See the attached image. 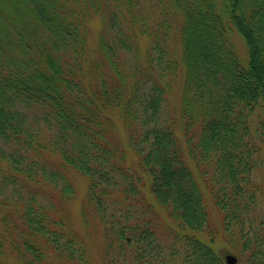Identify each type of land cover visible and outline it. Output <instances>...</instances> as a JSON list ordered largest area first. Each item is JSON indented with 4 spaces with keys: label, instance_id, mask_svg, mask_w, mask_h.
<instances>
[{
    "label": "trees",
    "instance_id": "trees-1",
    "mask_svg": "<svg viewBox=\"0 0 264 264\" xmlns=\"http://www.w3.org/2000/svg\"><path fill=\"white\" fill-rule=\"evenodd\" d=\"M93 18L101 26L95 47ZM235 31L246 42V62ZM176 37L180 58L170 49ZM181 66L174 117L165 109ZM33 109L53 122L49 146L28 120ZM263 148L264 0H0V185L17 188L18 180L32 189L39 179L70 199L68 172L85 176L118 260L129 264L125 256L134 253L138 264H227L228 249L197 235L212 234L209 195L237 259L264 264L255 179ZM45 149L60 154V168L40 163ZM17 191L15 200L26 199L14 231L27 237L9 242L23 245L24 264H44L49 249L88 264L84 243L53 217L57 207Z\"/></svg>",
    "mask_w": 264,
    "mask_h": 264
},
{
    "label": "rangeland",
    "instance_id": "rangeland-1",
    "mask_svg": "<svg viewBox=\"0 0 264 264\" xmlns=\"http://www.w3.org/2000/svg\"><path fill=\"white\" fill-rule=\"evenodd\" d=\"M89 26L93 29L92 32V42L91 45L95 47V37L101 28L98 19H92L89 23ZM232 41L235 45V48L238 52L239 57L243 61L248 60V48L243 37L237 33L236 31L232 33ZM172 45H170L171 53L176 58H180L181 56V45L179 40L173 38L171 40ZM185 79V69L183 66L180 67V70L175 76H172L169 80L170 82V93L168 95V106L165 110H168L173 114L174 117H178L181 110L182 103V94H183V85ZM44 110L42 109H33L28 112L30 119V123L33 125V129L36 131V136L38 135L41 138V143L49 146L52 144V124L53 122H49V120H45L44 118ZM257 120V117H254ZM115 121L116 125L119 126V131L121 132L123 127V122L118 113L115 112ZM258 121V120H257ZM39 138V139H40ZM262 157L264 158V148ZM42 158V159H41ZM39 161L41 164L46 165L47 167L60 168V165L63 164V160L57 152H54L50 149H45L42 152L41 157H39ZM131 166L138 167V160L135 155L130 156ZM69 171V170H68ZM68 176L74 187V195L70 199H64L59 191L55 190L51 185L47 184V182L42 180H37L33 185H30L29 189L24 187L23 183L18 180H14L18 183V187L20 190V194L22 196L36 195V200L40 205H51L54 204L56 208L53 217L57 220H64L68 226V228L84 243V246L87 248L89 261L88 264H126V259L118 260L121 256L118 255V252L115 251V248L108 247V240L106 239L105 231L106 225L101 221L98 216L95 208L89 201L88 198V180L85 176L81 175L75 171H69ZM26 179L24 176H22ZM20 178V179H23ZM23 179V180H24ZM255 179L258 185L261 188V192L259 194V205L260 212L264 211V164L259 168L255 174ZM1 181V180H0ZM26 181V180H25ZM27 183V181H26ZM23 188H21V187ZM17 188H12V185H7L6 187H1L0 185V235L7 233L6 239L3 249L0 251V264H24L23 257L19 252L25 253V248L21 245L18 250H15L11 247V242L22 244L26 240V233L18 234V227L14 228L16 223H21L18 216H21L22 213L20 211V203L23 201H17L13 198L14 195L18 193ZM16 189V190H15ZM30 193L28 192V190ZM14 194V195H13ZM29 198H33V197ZM5 199H10L11 201H5ZM206 206L209 212L210 218V226L211 233L205 231L201 233H197L205 241H209L211 237L216 238V242L214 246L218 250H226V254H230L236 257L233 253L234 250L228 246L224 234L222 231V214L219 209L213 204L211 197L209 195L206 196ZM18 205H15L17 204ZM54 207V208H55ZM48 209V206L45 208ZM44 211V212H45ZM51 214V213H50ZM2 217H6V221H1ZM170 221V220H169ZM21 227V225H19ZM16 230L17 232H15ZM164 227H160L157 230V235L165 242L163 237ZM21 231V230H20ZM2 233V234H1ZM108 235V234H107ZM167 240V239H166ZM166 243V242H165ZM116 246V245H114ZM221 250V251H222ZM27 253V252H26ZM125 258L129 259V264H138L136 260H134V253L128 254ZM184 258L183 249L180 252L179 259ZM237 258V257H236ZM133 259V260H132ZM44 264H84L79 261H69L68 259L59 256L57 253L53 252L49 249L47 253V259ZM237 264H247L246 258L241 257V260H238Z\"/></svg>",
    "mask_w": 264,
    "mask_h": 264
},
{
    "label": "water",
    "instance_id": "water-1",
    "mask_svg": "<svg viewBox=\"0 0 264 264\" xmlns=\"http://www.w3.org/2000/svg\"><path fill=\"white\" fill-rule=\"evenodd\" d=\"M226 262H227V264H237L238 259L235 256L228 254L226 256Z\"/></svg>",
    "mask_w": 264,
    "mask_h": 264
}]
</instances>
